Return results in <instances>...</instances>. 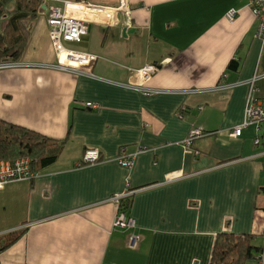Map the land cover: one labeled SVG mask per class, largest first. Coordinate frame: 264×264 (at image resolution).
<instances>
[{
	"label": "crops",
	"instance_id": "obj_1",
	"mask_svg": "<svg viewBox=\"0 0 264 264\" xmlns=\"http://www.w3.org/2000/svg\"><path fill=\"white\" fill-rule=\"evenodd\" d=\"M124 1L127 15L89 24L80 47L64 44L97 56L91 74L56 67L41 7L18 65L0 69V119L56 140L35 177L0 188V234L22 230L0 264H209L220 232L249 235L260 250L243 264H264V43L247 0ZM248 94L263 117L231 137ZM191 128L207 134L184 146ZM120 147L140 150L129 167L115 160ZM86 148L99 159L77 165ZM126 190L133 226L114 227L110 196Z\"/></svg>",
	"mask_w": 264,
	"mask_h": 264
},
{
	"label": "built area",
	"instance_id": "obj_2",
	"mask_svg": "<svg viewBox=\"0 0 264 264\" xmlns=\"http://www.w3.org/2000/svg\"><path fill=\"white\" fill-rule=\"evenodd\" d=\"M60 1L62 5H58L56 2ZM41 4L44 5L43 12L45 20L48 25V33L50 42L56 55V67L64 70H71L76 72H82L91 74L86 68L89 66L97 56L95 54L74 51L66 48L63 42H79L82 36L87 32L88 25L95 24H111L116 12L123 15L128 14L125 1L120 0L116 6H98L95 4L84 3L81 1H68V0H41ZM247 6L249 7L252 17L256 20V26L254 36L264 43V0H247ZM234 13L233 9H229L224 14V18L232 19ZM18 65L15 60H0V69L6 67H12ZM153 64L141 66L134 74H141L148 76L153 70H155ZM253 81V79H252ZM252 81H250L252 83ZM132 87L142 90L145 94H151L150 91L142 87V83L139 81L134 83ZM246 104L244 108V120L243 124L234 126V128L227 131V134L231 137L239 135L240 129L248 123H257L259 119L263 117L261 110L258 107L257 102L251 99L249 94L246 97ZM84 106L94 108L96 105L90 101L84 103ZM207 134L200 128H191L188 130L186 137L182 140L184 146L189 142L198 138L201 135ZM257 140L255 139L254 142ZM119 155L116 157V162L129 167L131 165V159L133 155L140 151L136 148L135 151L127 153L123 147L119 148ZM99 159V152L94 148L84 149L80 160L77 161V165L92 163ZM38 174L37 170H34L30 166V158L22 155L12 160L0 158V188L6 183L14 180H28L32 179ZM177 174L168 172L166 180L176 178ZM129 192L123 191L120 195H111L110 199L118 205L119 201L126 196ZM117 214L112 220V225L118 228H131L133 226L132 220L127 217L123 209L117 208ZM138 236L137 234L130 233L126 239L125 244L128 248L134 249L137 246Z\"/></svg>",
	"mask_w": 264,
	"mask_h": 264
},
{
	"label": "trees",
	"instance_id": "obj_3",
	"mask_svg": "<svg viewBox=\"0 0 264 264\" xmlns=\"http://www.w3.org/2000/svg\"><path fill=\"white\" fill-rule=\"evenodd\" d=\"M12 3V8L5 14V6ZM41 0H0V18L6 17L0 27V60H16L28 34V23L41 10ZM229 68H235L234 61L228 62ZM56 143L40 132L0 119V158L12 160L18 156H28L30 166L37 170L55 159L46 150ZM127 199L119 201L122 209L127 205ZM264 236V220L262 224ZM22 233L21 229L0 234V251L11 244ZM247 234L234 235L229 232L216 233L209 264H243L260 250L253 244Z\"/></svg>",
	"mask_w": 264,
	"mask_h": 264
},
{
	"label": "rangeland",
	"instance_id": "obj_4",
	"mask_svg": "<svg viewBox=\"0 0 264 264\" xmlns=\"http://www.w3.org/2000/svg\"><path fill=\"white\" fill-rule=\"evenodd\" d=\"M8 11H9V6L7 5L6 6V9H5V14H7ZM4 19H5V17H1L0 18V25L2 24V22H4ZM63 44H65V46L72 47V48H77V47L82 46V44H80V43H77V42H69V41L68 42H63Z\"/></svg>",
	"mask_w": 264,
	"mask_h": 264
},
{
	"label": "water",
	"instance_id": "obj_5",
	"mask_svg": "<svg viewBox=\"0 0 264 264\" xmlns=\"http://www.w3.org/2000/svg\"><path fill=\"white\" fill-rule=\"evenodd\" d=\"M40 7L43 8L44 5L42 4ZM132 30H133L132 28H129V29H126V30L123 29L122 35H125L124 33H126V32H130V31H132Z\"/></svg>",
	"mask_w": 264,
	"mask_h": 264
}]
</instances>
